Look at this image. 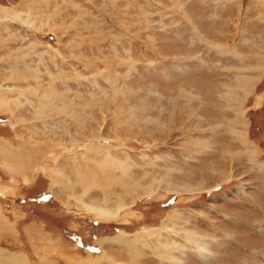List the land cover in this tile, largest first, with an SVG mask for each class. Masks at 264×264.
Returning <instances> with one entry per match:
<instances>
[{
    "label": "rangeland",
    "instance_id": "374dc122",
    "mask_svg": "<svg viewBox=\"0 0 264 264\" xmlns=\"http://www.w3.org/2000/svg\"><path fill=\"white\" fill-rule=\"evenodd\" d=\"M29 239L264 264V0H0V264Z\"/></svg>",
    "mask_w": 264,
    "mask_h": 264
},
{
    "label": "crops",
    "instance_id": "0c3cea01",
    "mask_svg": "<svg viewBox=\"0 0 264 264\" xmlns=\"http://www.w3.org/2000/svg\"><path fill=\"white\" fill-rule=\"evenodd\" d=\"M12 235V234H11ZM12 239H17V237H12ZM30 241H28L29 242V245H31L33 248H34V250H35V252H34V254H33V257L32 258H29L32 262H34V263H37V264H45L44 263V261L43 260H48V262L49 263H51V264H57L56 263V261L54 260V259H50V258H48L47 257V255H46V253L42 250V251H39V252H37V249H42V247L40 246V244H37V243H34V240H32V239H29ZM25 241V240H24ZM33 243L35 244V246H33ZM9 247V246H8ZM18 251H19V249H18ZM20 251H22L25 255H26V253L24 252V250H20ZM6 252H9L10 253V251L9 250H7ZM14 252V251H13ZM22 254V253H21ZM74 254V253H73ZM72 253H71V256H77V254L75 255H73ZM23 255V254H22ZM16 256H13V258H11V260H13L14 258H15ZM26 257L28 258V256L26 255ZM25 257V261L27 262V258ZM41 257V260L39 259ZM48 258V259H47ZM74 258H76V260H79V257H71L70 258V260H74ZM17 259V261H18V258H16ZM87 259V258H86ZM40 260V261H39ZM67 261H69V260H67ZM64 264V263H63ZM66 264H71V263H68V262H66Z\"/></svg>",
    "mask_w": 264,
    "mask_h": 264
},
{
    "label": "bare ground",
    "instance_id": "6f19581e",
    "mask_svg": "<svg viewBox=\"0 0 264 264\" xmlns=\"http://www.w3.org/2000/svg\"><path fill=\"white\" fill-rule=\"evenodd\" d=\"M231 97H233L232 95H231ZM239 119V118H238ZM237 119V120H238ZM98 169L99 170H101V171H107V168L105 167V166H103V165H100V166H98ZM86 178V177H85ZM87 181V180H86ZM90 182H91V180H90ZM79 183H80V181H79ZM92 183H94V182H92ZM91 183V184H92ZM97 184V183H96ZM102 185V184H101ZM84 186H85V184H84ZM87 186V185H86ZM95 186V185H94ZM98 218L100 219V218H102V219H105V217H106V215H105V213H106V211H103V210H99L98 209ZM18 257H22V256H18ZM24 257V256H23ZM25 259V258H24ZM23 260V259H22ZM24 262V261H23ZM18 264H21L19 261L17 262ZM9 264H16L15 262H13V261H10L9 262Z\"/></svg>",
    "mask_w": 264,
    "mask_h": 264
},
{
    "label": "flooded vegetation",
    "instance_id": "af4514ba",
    "mask_svg": "<svg viewBox=\"0 0 264 264\" xmlns=\"http://www.w3.org/2000/svg\"><path fill=\"white\" fill-rule=\"evenodd\" d=\"M40 204H42V205H44L45 204V202H46V199L44 200V198L43 197H41L40 198V200L38 201Z\"/></svg>",
    "mask_w": 264,
    "mask_h": 264
}]
</instances>
